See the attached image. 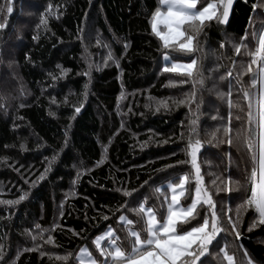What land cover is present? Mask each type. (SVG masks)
I'll list each match as a JSON object with an SVG mask.
<instances>
[{
	"label": "trees",
	"instance_id": "obj_1",
	"mask_svg": "<svg viewBox=\"0 0 264 264\" xmlns=\"http://www.w3.org/2000/svg\"><path fill=\"white\" fill-rule=\"evenodd\" d=\"M261 2L234 0L226 23L207 22L197 37L199 73L189 77L163 70L166 55L193 57L165 48L153 33L159 0H11L12 13L0 0V23L7 24L0 30V264H79L84 245L98 256L93 241L109 226L130 251L129 229L146 237L143 214L131 209L144 203L161 219L167 185L185 174L180 201L190 203L188 143L197 139L202 186L225 213L209 264H226L219 252L225 246L234 264L248 257L264 264V225L249 231L254 210L245 203L253 167L245 138L257 137L245 69L258 44L252 33L264 25V9L252 8ZM246 33L248 47L236 53ZM224 188L231 191H218ZM230 211L239 240L227 224ZM121 214L134 223H121Z\"/></svg>",
	"mask_w": 264,
	"mask_h": 264
},
{
	"label": "snow or ice",
	"instance_id": "obj_2",
	"mask_svg": "<svg viewBox=\"0 0 264 264\" xmlns=\"http://www.w3.org/2000/svg\"><path fill=\"white\" fill-rule=\"evenodd\" d=\"M197 4L198 0H159V6L152 12V31L163 42L164 47L177 49L186 56L193 57L186 64L173 62L171 67L166 66L163 69L164 71L177 72L189 77L193 76L194 72L199 73L198 58H195V53L199 50L197 37L207 22L215 20L220 24H224L228 21L233 0H204L200 7H197ZM257 7L264 9V2L252 5L254 11ZM49 8H51V5H49ZM12 11L11 0H8L7 12L12 13ZM46 22V18L41 16L40 23L46 24ZM6 27V23H0V30ZM252 36L258 39V45L254 52L249 53L251 61L245 71L252 73L251 86L257 88L259 84V91L256 114L257 139L253 142L250 137L245 138L253 163L250 178L251 195L245 201L246 205L254 210V222L250 225L249 231L256 226L257 222L264 225V25H261L258 36L255 31H253ZM246 38L247 33L245 37L240 39L239 44L233 45L236 53H240L241 48L248 47L245 42ZM221 47H223V44ZM109 58H111L110 53ZM165 60H169L167 55ZM254 64L258 65L256 70L251 68V65ZM57 67L60 66L57 65ZM66 71V69L62 70L61 75ZM228 74L231 75V71ZM221 79H224V77H221ZM183 82L181 81V83ZM244 96L249 99L248 120L251 124L253 120L251 93L245 91ZM184 102L183 100L179 101V103ZM164 106L167 107L166 104ZM75 112L79 113L80 107H76ZM230 131V128L224 129L225 134ZM228 143H232L231 138H229ZM200 146V140L197 139L195 143L189 140V155L195 172V191L194 195L191 192L189 193L190 203L188 206L181 207L178 203V197L184 194L186 182L189 180V176L185 174L179 177L178 184L169 183L167 185L172 196L171 203H168L167 206L166 216L161 213V219L158 220L153 208L146 207L144 203H140L138 209H131L137 215L143 214L141 218L145 225L143 231L146 232V238H142L141 231L129 229L128 236L134 238L129 241L131 244L130 251H125L116 244V240L120 238L115 236L111 226L102 235L95 238L93 243L96 249L99 251L100 256L105 257V259L99 261V264H209L206 254L212 255L210 246H214L213 241L216 240L217 235L226 230L224 227L225 213L222 200L219 202L214 201L212 194L202 186L203 178L197 164V153ZM55 159L56 157L53 156L52 160ZM177 163L183 162L177 161ZM48 170L46 169L45 172ZM44 175L42 173L39 179H43ZM35 183L33 181V184ZM213 183L215 182L213 181ZM190 187L191 185H189ZM225 190L231 191L228 188L218 189V191ZM132 191L136 190L133 189ZM157 191H160V189H157ZM123 194L129 196L131 193L125 190ZM26 195L27 193L22 194L19 199L23 200ZM16 202L6 201L3 203L14 204ZM226 219L227 224L231 225V231L235 234V238L239 240L241 233L237 230L236 223L231 216H227ZM119 221L126 225L134 223L133 220L128 219L123 214L119 216ZM36 227L39 228L40 226L37 225ZM114 236L115 238H113ZM33 240H35V237H33ZM104 240L108 242L107 248L102 246L101 242ZM52 242L53 237L49 235L46 243ZM39 247V245H36L34 249L25 250L32 251ZM219 252L223 254L222 260L226 264H234V257L228 253L227 246L220 248ZM44 254V252H41V255ZM245 256L248 257L246 252ZM202 257L205 259H201ZM56 258L60 260L68 259L67 256H57ZM76 258L79 264H98L86 248H81ZM247 264H256V262L248 257Z\"/></svg>",
	"mask_w": 264,
	"mask_h": 264
},
{
	"label": "rangeland",
	"instance_id": "obj_3",
	"mask_svg": "<svg viewBox=\"0 0 264 264\" xmlns=\"http://www.w3.org/2000/svg\"><path fill=\"white\" fill-rule=\"evenodd\" d=\"M234 1V0H233ZM163 10V9H162ZM230 10H231V8H230ZM229 13H230V11H229ZM258 45V44H257ZM164 59V62L166 63V62H169L170 63V66L169 67H171V64L174 62V63H184V64H186V63H189V62H181V61H175V60H171L170 58H169V60L168 61H166L165 60V57L163 58ZM257 67H258V65H257ZM252 90V92H251V114H252V117H253V120H252V122L254 123V126H256V114H257V94H258V91H259V84L257 85V88H252L251 89ZM249 100V99H248ZM249 104V103H248ZM256 131H257V127H256ZM255 134H257V132L255 133ZM256 139H257V137H256ZM256 141V140H255ZM197 155H198V153H197ZM197 164H198V162H197ZM192 170H193V173H194V175H195V172H194V169L192 168ZM231 177H233V176H231ZM220 180H222V178H220ZM194 195V194H193ZM171 196H172V193H171V191L169 190V196H168V200H167V204H166V210H165V216L167 215V206H168V203H171ZM181 197L182 196H179L178 197V203H179V205L181 206V207H187L188 206V204H182L181 203ZM233 209V208H232ZM233 214H231V211H230V214H229V216H231L232 217V220H234L233 219V216H232ZM146 219V218H145ZM158 219V218H157ZM159 220V219H158ZM104 233V232H103ZM100 235H102V234H100ZM100 235H98V236H100ZM142 238H143V236H142ZM144 238H146V237H144ZM131 239H134V238H131ZM95 240V239H94ZM102 243V246L103 247H105V248H107V246H108V242H107V240H104V241H102L101 242ZM81 248H86L87 249V247L84 245V246H82ZM81 248L79 249V251H78V253H80V250H81ZM130 248H131V244H130ZM88 250V249H87ZM88 252H90L89 250H88ZM97 252H98V256H94L93 254H92V257L93 258H95L96 260H97V262H98V264H99V261H101V260H103V259H105V257H102V256H100V253H99V251L97 250ZM77 253V254H78ZM91 253V252H90ZM231 255V254H230ZM85 259H87V257H85ZM226 263V262H225Z\"/></svg>",
	"mask_w": 264,
	"mask_h": 264
}]
</instances>
